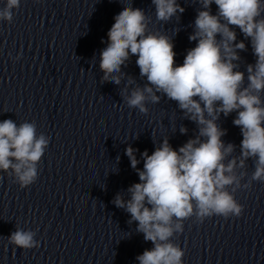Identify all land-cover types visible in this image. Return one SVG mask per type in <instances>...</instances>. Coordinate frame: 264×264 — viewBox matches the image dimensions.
Instances as JSON below:
<instances>
[{"label":"clouds","instance_id":"obj_1","mask_svg":"<svg viewBox=\"0 0 264 264\" xmlns=\"http://www.w3.org/2000/svg\"><path fill=\"white\" fill-rule=\"evenodd\" d=\"M151 2L159 21H169L185 11L177 0ZM196 2L201 9L189 36L196 44L187 51L182 64L175 62L172 39L150 31V17L132 6H124L115 15L107 33L108 44L100 53L104 80L118 85L120 77L113 74L120 73L132 57L140 75L146 77L143 88L136 87L123 97L127 107L147 114L146 102L158 103L156 93H162L176 101L199 129L196 138L178 150L165 138L151 155L144 151L142 170L137 168L138 150L131 146L125 150L140 182L129 187L130 199L125 201L118 194L114 203L130 213L129 223L136 221L137 231L153 244L137 257L139 264H183L184 251L171 238L183 232L186 219L195 216L202 222L213 215L240 216L243 205L234 196L240 187L235 169L244 168L248 158L255 160V170L244 187L249 188L252 181L264 182V0ZM213 3L217 6L215 14L211 11ZM19 6L20 0H6L0 8V21L12 23V10ZM236 28L245 39L250 38L256 58L254 64L247 65V75L234 63L240 60L239 52L246 50L243 40L237 42ZM233 112V124L242 135L239 165L236 158L224 163L235 145H225L222 137L226 130L216 122L221 113L228 116ZM186 131L181 128L182 133ZM47 145L43 134L37 137L34 123L17 126L12 119H4L0 122V172L11 170L21 188L31 185ZM34 235L17 227L8 239L19 248L31 249L39 246Z\"/></svg>","mask_w":264,"mask_h":264}]
</instances>
